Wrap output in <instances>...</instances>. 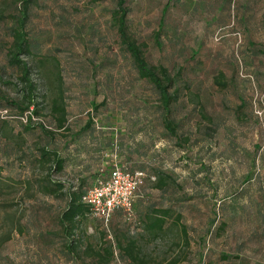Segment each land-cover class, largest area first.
Here are the masks:
<instances>
[{"label":"rangeland","instance_id":"1","mask_svg":"<svg viewBox=\"0 0 264 264\" xmlns=\"http://www.w3.org/2000/svg\"><path fill=\"white\" fill-rule=\"evenodd\" d=\"M21 4L0 0V264H136L123 254L131 241L155 264H264V0H126L128 33L176 80L169 112L125 53L112 1L36 0L26 18L36 54L23 56L39 95L30 125L29 111L10 104L21 83L6 60ZM58 83L62 129L50 109ZM48 145L62 171L32 163ZM115 151L153 175L134 215L117 211L108 227L91 216L62 224L66 198L39 185L49 176L88 187ZM157 173L168 177L162 188ZM153 209L169 210L161 230L145 227Z\"/></svg>","mask_w":264,"mask_h":264},{"label":"trees","instance_id":"2","mask_svg":"<svg viewBox=\"0 0 264 264\" xmlns=\"http://www.w3.org/2000/svg\"><path fill=\"white\" fill-rule=\"evenodd\" d=\"M36 0H22V4L19 7L20 9V18H18L15 25L10 29V46L8 47V51L6 52V60L8 64L15 69L17 72L18 79L21 83V100L19 102L10 103L11 105L16 106L20 109L21 113L29 111L30 115L27 117V121L32 122V117L34 115L39 114L37 99L39 95L37 94V85L33 81L32 75V67L29 63L23 59L24 55L33 56L36 54L34 49L36 48L35 42L30 39L28 36V31L26 30V18L28 16V8H30L31 4ZM97 1V0H94ZM115 4V8L113 11V25L116 26V31L119 35L120 42L122 47L124 48L125 53L132 59L134 68L137 72L139 78L146 80L151 84L155 93L159 98V102L161 107L165 112H169L170 107L173 103V100L176 99L178 88L176 87V80L172 77L168 71V68L164 65L154 66L148 63L143 55L142 46L137 43L135 39L128 33V9L125 6L126 0H110ZM166 10L163 9V14ZM163 24L162 21L159 22L160 25ZM158 43V41H157ZM40 67H43V64H40ZM217 84H221V82L216 78ZM56 92L53 93V97L51 99L50 109L52 112L57 114L55 128L62 129L65 128L67 122V109L63 97V91L60 87V84L55 87ZM44 96V95H43ZM45 97V96H44ZM32 108V109H30ZM31 110V111H30ZM91 120L83 128H88L91 125ZM40 128L46 131L45 126L42 123H38ZM164 128L168 135L175 136L177 124L171 120L164 119ZM38 157L33 159L32 163L37 162L40 166L44 167L49 165V169L62 171L66 167V161L63 157L60 156L59 152L56 149H52L49 147L43 146L38 150ZM103 168V167H101ZM130 171H135V169H130ZM141 171H144L141 169ZM99 172V171H98ZM146 173V171H144ZM99 175V173H98ZM149 178L153 175L147 173ZM98 177V176H97ZM96 177V179H97ZM167 178L164 177L161 173H157V181L155 186L158 188L164 187L167 183ZM95 179V180H96ZM46 184L39 185L40 191L47 195H62L67 200V207L61 214V223L65 224L66 221L70 223H74L76 219L89 216L88 207L85 202H83V196L87 193V191L92 187L84 186V179H81L79 186L76 189H72V187H65L64 184L60 181L53 180L51 177H47L45 179ZM153 215H148V223L146 224V228L153 230H161L166 216L169 213L167 209H153ZM179 219V216L177 217ZM185 232V231H184ZM118 247L121 249L122 246L119 244ZM135 242L131 241L126 247H124V256H127L132 262L136 264H155L146 261L143 257H138V255L134 254ZM107 256L110 257L112 255V251L106 249ZM223 258L226 255H222ZM174 264V263H171Z\"/></svg>","mask_w":264,"mask_h":264},{"label":"built area","instance_id":"3","mask_svg":"<svg viewBox=\"0 0 264 264\" xmlns=\"http://www.w3.org/2000/svg\"><path fill=\"white\" fill-rule=\"evenodd\" d=\"M111 156L110 168H100L94 184L83 196L89 216L100 220L105 227L117 211H121L126 219L134 215L136 191L146 176L144 171L132 172L122 165L116 151Z\"/></svg>","mask_w":264,"mask_h":264}]
</instances>
